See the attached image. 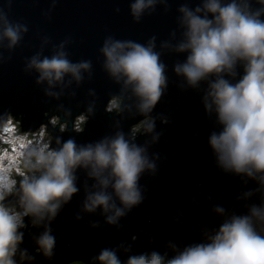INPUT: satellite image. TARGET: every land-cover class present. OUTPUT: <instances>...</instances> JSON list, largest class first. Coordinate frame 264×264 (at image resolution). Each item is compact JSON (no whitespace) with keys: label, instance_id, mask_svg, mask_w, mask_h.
<instances>
[{"label":"water","instance_id":"95a60500","mask_svg":"<svg viewBox=\"0 0 264 264\" xmlns=\"http://www.w3.org/2000/svg\"><path fill=\"white\" fill-rule=\"evenodd\" d=\"M133 2L0 0V11L7 19L27 28L11 48L6 38L0 39V122L11 113L20 120L21 131H34L54 115L49 112L55 113L67 125L64 131L59 126H48L53 144L56 138L61 143L72 138L77 145L94 144L119 132L130 143L143 147L149 162L155 165L154 170L145 168L139 175L141 202L125 210L116 224L106 222L105 216L111 213H103L99 206L94 212L83 210V202L88 193L95 191L92 186L96 181L87 175V169L77 168L78 191L50 222L57 237L54 256L47 259L35 252L32 237L43 231V225H29L23 230L20 247L35 259L24 264H99L94 257L103 248L115 249L122 262L130 255L151 251L171 257L188 245L205 242L228 216L246 213L247 204L259 203L258 192L243 196L257 188L258 182L224 171L208 143L210 135L222 128L215 111L204 107L208 81L192 87L174 71L187 56L186 51L176 50L185 31L180 8L194 11L201 7L198 15H203L204 0H156L143 10L139 20L131 15ZM248 3L252 10L261 7L258 0ZM208 16L211 18L210 13ZM108 38L143 46L151 41L164 64L166 86L148 114L154 122L151 133L131 136V129L144 116L138 112L130 90H125L123 82H117L104 68L105 57L100 49ZM59 51L72 63L89 61L90 68L81 70L79 82L66 75L61 84L50 89L46 81L37 84L39 74L27 68L29 60L37 55L41 59L51 57ZM236 72V77L225 74V78L238 80L243 72L239 64ZM45 89L59 95H46ZM117 96L122 100L120 110H106L110 99ZM82 113L88 119L83 131L77 132L74 119ZM113 199L117 207H122L118 199ZM216 207L223 208L224 213H217ZM77 214L80 219H76Z\"/></svg>","mask_w":264,"mask_h":264},{"label":"clouds","instance_id":"9594fccd","mask_svg":"<svg viewBox=\"0 0 264 264\" xmlns=\"http://www.w3.org/2000/svg\"><path fill=\"white\" fill-rule=\"evenodd\" d=\"M155 2L134 0L131 15L139 20L143 10ZM258 3L261 7L252 10L248 0H204L203 15H198L201 7L194 11L181 7L185 31L176 50L186 51L187 56L174 71L192 87L208 81L204 107L215 111L222 125L218 133L210 135L208 143L224 171L258 182L257 188L243 196L258 192L259 203L247 204L246 213L228 216L205 242L188 245L171 257L151 251L130 255L122 262L115 249L103 248L94 257L99 264H264V0ZM25 31L24 25L10 22L0 11V39L6 38L9 48ZM100 51L105 57L104 68L130 90L138 112L144 116L131 129L132 135L151 133L154 122L148 114L166 86L164 64L151 41L143 46L108 38ZM238 64L243 69L239 79H226L225 74L236 77ZM27 68L38 72L37 84L46 81L50 89L61 84L66 75L79 82L81 70L87 71L90 62L72 63L59 51L42 59L33 56ZM45 94L59 95L48 89ZM121 103L120 97H112L106 110H120ZM87 111L90 113L91 108ZM86 120L84 114L77 116L74 130L82 132ZM19 125L20 120L13 122L11 115L0 122V144L7 145L0 147V264H24L35 259L20 247L23 230L29 225H43V231L32 237L35 252L47 259L54 256L57 237L50 222L78 191L77 168L87 169V175L96 181L92 186L95 191L83 202L84 211L94 212L99 206L103 213H111L105 216L106 222L116 224L125 210L141 202L139 175L145 168L154 170L155 165L149 162L143 147L130 143L122 133L94 144L77 145L72 138L63 143L56 138L53 144L48 126L58 125L64 131L67 125L58 116L49 117L31 133L20 132ZM157 138L158 134L153 136V140ZM113 197L122 207H117ZM214 210L224 213L221 207ZM76 219H80L78 214Z\"/></svg>","mask_w":264,"mask_h":264},{"label":"flooded vegetation","instance_id":"af4514ba","mask_svg":"<svg viewBox=\"0 0 264 264\" xmlns=\"http://www.w3.org/2000/svg\"><path fill=\"white\" fill-rule=\"evenodd\" d=\"M112 111H114V110H112ZM49 114H54L55 116H58V117L60 118V116L57 115V114H55V113H50V112H49ZM83 114H84V113H83ZM49 117H51V115H49L48 118H49ZM48 118H47V119H48ZM57 126H58V125H57ZM57 126H55V127H57ZM134 126H135V125H134ZM134 126H133V127H134ZM38 128H39V127H38ZM38 128H37L36 130H38ZM65 129H66V128H65ZM18 130H19V126H18ZM36 130H34V131H36ZM19 131H20V132H23V131H21V128H20ZM27 132L31 133V132H33V131H27ZM142 132H143V131L138 132V133H136V134L133 136L132 133H131V131H130L132 137H135L136 135H139V134L142 133ZM135 237H136V236H134V238H135Z\"/></svg>","mask_w":264,"mask_h":264},{"label":"trees","instance_id":"16d2710c","mask_svg":"<svg viewBox=\"0 0 264 264\" xmlns=\"http://www.w3.org/2000/svg\"><path fill=\"white\" fill-rule=\"evenodd\" d=\"M19 130H20V125H19ZM5 146V145H4ZM7 146V145H6ZM69 264H84L83 262H80V261H74L72 263H69Z\"/></svg>","mask_w":264,"mask_h":264},{"label":"rangeland","instance_id":"374dc122","mask_svg":"<svg viewBox=\"0 0 264 264\" xmlns=\"http://www.w3.org/2000/svg\"><path fill=\"white\" fill-rule=\"evenodd\" d=\"M115 110V109H114ZM112 111V110H111ZM16 118L13 117V122H15ZM0 147H7V146H4L3 142H1L0 144Z\"/></svg>","mask_w":264,"mask_h":264},{"label":"bare ground","instance_id":"6f19581e","mask_svg":"<svg viewBox=\"0 0 264 264\" xmlns=\"http://www.w3.org/2000/svg\"><path fill=\"white\" fill-rule=\"evenodd\" d=\"M11 115V113L8 114V116ZM12 116V115H11Z\"/></svg>","mask_w":264,"mask_h":264}]
</instances>
